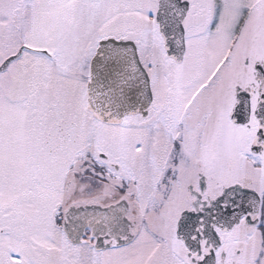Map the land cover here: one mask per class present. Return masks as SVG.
<instances>
[{
	"label": "snow or ice",
	"instance_id": "obj_1",
	"mask_svg": "<svg viewBox=\"0 0 264 264\" xmlns=\"http://www.w3.org/2000/svg\"><path fill=\"white\" fill-rule=\"evenodd\" d=\"M0 264H264V0H0Z\"/></svg>",
	"mask_w": 264,
	"mask_h": 264
}]
</instances>
